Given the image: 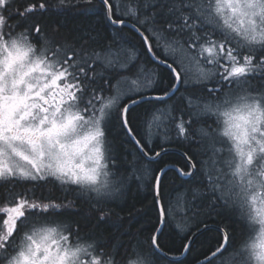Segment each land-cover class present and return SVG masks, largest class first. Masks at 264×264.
I'll list each match as a JSON object with an SVG mask.
<instances>
[{"label":"trees","instance_id":"1","mask_svg":"<svg viewBox=\"0 0 264 264\" xmlns=\"http://www.w3.org/2000/svg\"><path fill=\"white\" fill-rule=\"evenodd\" d=\"M107 1L114 19L126 20L142 31L153 53L174 66L180 77L177 89L168 97L157 98L173 87L172 71L152 59L143 38L133 28L111 24L100 0H11L10 5L21 12L16 15L17 22L29 24L31 35L42 41L37 49L46 47L49 54L61 56L62 66H70L69 73L77 78L71 76L83 102L98 93H111L122 78L135 82L131 87L144 81L150 84L143 91L135 90L120 99L103 125L107 167L112 183L121 187L118 197L96 199L84 195L80 187L63 186L53 178L44 181L43 188L24 187L12 193L0 190V200L24 193L67 203L68 208L48 212L46 217L64 220L68 230L77 232L70 242L90 243L92 256L104 263L128 264L139 259L144 264H194L217 250L225 234L223 249L204 264H251L242 249L251 232L249 219L225 197L224 188L218 187L222 174L219 165L213 169L205 166L211 151L219 146L209 149L203 134L216 129L219 121L212 113L198 115L191 105L195 100L215 103L226 90L236 86L234 78L220 70L228 63L227 54L210 62L217 73L208 80L184 84L176 50L198 51L200 42L210 40L235 57H250L255 69L244 76L243 89L264 95V44L237 49L239 41L235 43L236 39L211 13L213 0ZM30 6L31 11H22ZM110 51L116 56L121 53V57L126 54V63L121 67L103 64L100 57L108 56ZM145 94L155 97L133 105L125 114L132 135L149 155L163 148H175L187 154L194 164V171L186 177L167 168L157 190L156 178L161 168L174 165L187 172L189 165L174 151L149 160L127 132L122 108L135 96ZM164 108L165 123L158 132H149L151 116ZM161 212L163 225L156 236L157 249L152 237L160 224ZM205 225L213 227L199 233L182 258H172L179 256L191 234Z\"/></svg>","mask_w":264,"mask_h":264},{"label":"rangeland","instance_id":"2","mask_svg":"<svg viewBox=\"0 0 264 264\" xmlns=\"http://www.w3.org/2000/svg\"><path fill=\"white\" fill-rule=\"evenodd\" d=\"M210 10L236 39L235 43L239 41L237 49L243 45L250 48L264 44V0H213ZM14 39L10 42L9 57L5 59L0 54V93L6 90L13 96L10 105L4 108L9 117L17 123L14 113L30 105V100L23 95L31 96L33 92L38 95L45 83L52 85L59 80L68 99L52 116L50 111L36 110L34 115L33 109L21 110L23 116H32L29 120H19L21 128L39 131L26 136L22 133L23 142L12 148V154L0 148L3 164H9L10 160L18 171L29 172L27 168L32 167L59 182L79 184L96 199L118 197L121 187L112 183L107 167L103 125L120 99L134 94L135 90L143 91L150 81L131 87L135 82L122 78L114 84L111 93H98L89 100L84 98L83 102L79 87L69 73V65L63 63L62 66L55 58L44 62L30 57L18 44L22 38L16 35ZM197 48L194 52L176 50L184 84L208 80L217 73L210 62L227 54L228 63L220 70L230 74L237 86L226 90L215 103L195 100L191 104L198 115L212 113L219 121L216 129L203 134L208 139L209 149L219 146L211 151L205 166L221 168L218 187L224 188L225 197L249 219L251 232L242 249L246 250L251 264H264V95L243 89L244 76L253 72L255 64L250 57H235L229 50L222 51L215 41L204 40ZM121 56L110 51L108 56L100 57V61L121 67L126 63V54ZM144 78L148 79V74ZM166 112L165 108L154 112L147 126L149 132H158L165 123ZM92 252L90 243L70 242L52 234L51 229H38L23 238L15 254L3 258L2 264H108L95 259ZM128 264L144 262L138 259Z\"/></svg>","mask_w":264,"mask_h":264},{"label":"flooded vegetation","instance_id":"3","mask_svg":"<svg viewBox=\"0 0 264 264\" xmlns=\"http://www.w3.org/2000/svg\"><path fill=\"white\" fill-rule=\"evenodd\" d=\"M11 0H0V54L7 59L12 51V45L10 42L14 41V37L20 36L18 44L22 45V48L28 53L30 57H37V59L46 62L49 59L61 60L60 55L49 54L46 47L37 49L42 43L41 40L32 36L29 28V24L20 25L17 22L16 15L20 14L18 9H14L10 5ZM33 9L32 6L23 8V12H28ZM59 54V53H58ZM4 68V67H3ZM39 73V72H38ZM34 90V88H33ZM30 100V105L25 109L36 110L41 112H49L50 116L59 108L61 103L67 100V91L63 88L59 80L52 85L44 84L40 88L38 95L31 96L24 94ZM13 98L8 94L6 90L0 93V148L8 149L12 154V148L15 145L22 144L24 137L23 134H32L39 131L34 129L33 131L25 130L21 128L19 120H29L32 118L29 114L23 116L21 110L18 109L14 113L13 120L9 117V113L4 111L6 106L10 105V101ZM35 104H34V103ZM23 133V134H22ZM11 142H5L6 140ZM29 172H21L9 164H3L0 159V190L13 192L15 189L29 187L30 189L43 188V183L46 180L53 179L50 175H47L44 171H39L32 167L27 168ZM55 179V178H54ZM56 180V179H55ZM58 181V180H57ZM63 186L67 187H80V190L84 195H91L86 193V188L76 183H63ZM84 189H82V188ZM6 196V195H4ZM68 208L67 203H62L53 200L41 199L39 197L26 195L24 193L13 194V197L3 198L0 200V264H2L3 258L10 256L18 250L20 241L23 238H28L34 232L41 231L43 229H51V233L63 237L67 240L75 237L77 232H72L63 225L62 219L47 218L48 212L59 211L62 208ZM48 226H52L51 228ZM5 251V254L3 252ZM15 254V253H14Z\"/></svg>","mask_w":264,"mask_h":264},{"label":"water","instance_id":"4","mask_svg":"<svg viewBox=\"0 0 264 264\" xmlns=\"http://www.w3.org/2000/svg\"><path fill=\"white\" fill-rule=\"evenodd\" d=\"M104 6H105V9H106V16H107V19L109 20V22L115 26H119V25H128L130 26L131 28H133L144 40V43L146 45V48L148 50V53L149 55L152 57V59L166 67H168L172 73L174 74L175 76V84L173 86V88L167 93V94H164L163 96H158L157 98H163V97H167L168 95H170V93H172L173 91H175L179 85V74L178 72L176 71V69L174 68V66H172L170 63H168L167 61H163L162 59L156 57L152 50H151V47L149 45V42H148V39L146 38V36L138 29L136 28L134 25L128 23L126 20H116L113 18L112 16V13H111V7H110V4L107 0H100ZM152 97H155V96H152V95H145V96H139L131 101H129L122 109V119H123V123L126 127V130L127 132L129 133V135L131 136L132 140L137 144L138 148L148 157L149 160H155L157 159L161 154H163L164 152H167V151H174V152H177L179 154H181L186 162L189 164V167H190V171L189 172H185L183 173L177 166H174V165H167V166H164L163 168H161L157 174V178H156V190H157V186H158V182H159V179H160V176L161 174L167 169V168H174L178 171V173L182 176V177H186V176H189L193 171H194V165H193V162L191 161V159L187 156V154H185L183 151L181 150H178V149H175V148H163L159 151H157L154 155H149L145 150L144 148L140 145V143L137 141V139L132 135L127 123H126V120H125V114H126V111L132 107L133 105L143 101V100H146V99H149V98H152ZM162 225H163V214L161 212V216H160V224L156 230V232L154 233L153 237H152V244L154 245V247L157 248V245H156V236L159 234V232L161 231V228H162ZM213 227V225H205V226H202L201 228L195 230L186 246L184 247V250L183 252L179 255V256H176V257H172L174 259H180L182 258L187 250H188V247L189 245L192 243V241L194 240V238L199 234L201 233L203 230L207 229V228H211ZM218 228V227H217ZM220 229V228H219ZM225 241H226V235L224 234L223 235V242L221 244V246L215 250L214 252H212L211 254H209L208 256H206L205 258H202L200 259L199 261L195 262L194 264H204L205 262L209 261L211 258H213L214 256H216L224 247L225 245ZM158 249V248H157Z\"/></svg>","mask_w":264,"mask_h":264},{"label":"bare ground","instance_id":"5","mask_svg":"<svg viewBox=\"0 0 264 264\" xmlns=\"http://www.w3.org/2000/svg\"><path fill=\"white\" fill-rule=\"evenodd\" d=\"M173 92H174V91H173ZM173 92H172V93H173ZM170 94H171V93H170ZM168 96H170V95H168ZM168 96H167V97H168ZM212 129H213V128H212ZM159 132H160V131H159ZM167 152H168V151H167ZM164 153H165V152H164Z\"/></svg>","mask_w":264,"mask_h":264}]
</instances>
